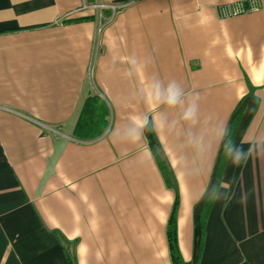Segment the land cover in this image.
<instances>
[{"label":"crops","instance_id":"crops-1","mask_svg":"<svg viewBox=\"0 0 264 264\" xmlns=\"http://www.w3.org/2000/svg\"><path fill=\"white\" fill-rule=\"evenodd\" d=\"M249 1L0 0V264H174L176 193L180 264H264V0L217 12Z\"/></svg>","mask_w":264,"mask_h":264},{"label":"trees","instance_id":"trees-1","mask_svg":"<svg viewBox=\"0 0 264 264\" xmlns=\"http://www.w3.org/2000/svg\"><path fill=\"white\" fill-rule=\"evenodd\" d=\"M144 134L146 136L148 145L150 150L156 160L158 168L164 178V181L169 187H175V181L173 174L169 168V165L166 161L164 154L162 153L160 146L154 136V133L150 126L146 124L144 126ZM176 209H177V193L175 194V200L171 209V212L168 217L167 225H166V237L168 243L169 254L172 262L174 264H180L182 262L178 245H177V236H176ZM66 257L68 264H76V260L74 255L70 254L66 251Z\"/></svg>","mask_w":264,"mask_h":264},{"label":"built area","instance_id":"built-area-1","mask_svg":"<svg viewBox=\"0 0 264 264\" xmlns=\"http://www.w3.org/2000/svg\"><path fill=\"white\" fill-rule=\"evenodd\" d=\"M94 7H109L112 10H114L116 7H118V4H102V3H95L93 5ZM258 8V5L256 1H249L247 5L241 3V2H236L232 4H224L220 5L217 7V12L220 17H228V16H233L237 15L246 11H251V10H256ZM101 16V14H99Z\"/></svg>","mask_w":264,"mask_h":264},{"label":"clouds","instance_id":"clouds-1","mask_svg":"<svg viewBox=\"0 0 264 264\" xmlns=\"http://www.w3.org/2000/svg\"><path fill=\"white\" fill-rule=\"evenodd\" d=\"M179 95L178 91L175 89V86L174 85H170L169 86V102L170 103H174L175 102V99L176 97Z\"/></svg>","mask_w":264,"mask_h":264}]
</instances>
